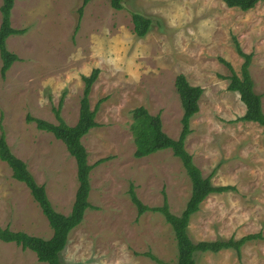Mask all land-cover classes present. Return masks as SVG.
Wrapping results in <instances>:
<instances>
[{
	"label": "rangeland",
	"instance_id": "rangeland-1",
	"mask_svg": "<svg viewBox=\"0 0 264 264\" xmlns=\"http://www.w3.org/2000/svg\"><path fill=\"white\" fill-rule=\"evenodd\" d=\"M15 0L11 24L23 35L6 41L20 59L5 77L0 58V135L23 160L36 181L45 185L54 209L71 212L78 189L77 165L66 145L41 131L28 116L58 124L54 109L69 126L78 122L83 76L100 74L89 96L97 110L93 128L82 143L88 163L110 159L90 174L91 191L83 222L74 228L61 254L63 264H176L177 243L160 213L138 218L130 200L133 185L149 207L166 197L179 215L191 195V182L170 149L138 159L130 125L131 111L145 107L160 114L163 131L177 139L183 109L175 80L183 74L203 89L199 112L190 120L186 151L214 186L234 191L215 193L191 217L194 242L264 237V128L239 121L246 107L228 89L231 64L242 77L245 54L254 91L264 112V1L253 9L229 8L222 0H122L115 10L108 0ZM2 0H0V8ZM133 13L151 20L145 36L134 31ZM0 11V25H1ZM0 227L50 239L53 229L25 184L0 161ZM152 255L155 259L147 256ZM0 264H44L30 250L0 242ZM195 264H264V239L234 249L197 252Z\"/></svg>",
	"mask_w": 264,
	"mask_h": 264
},
{
	"label": "trees",
	"instance_id": "trees-1",
	"mask_svg": "<svg viewBox=\"0 0 264 264\" xmlns=\"http://www.w3.org/2000/svg\"><path fill=\"white\" fill-rule=\"evenodd\" d=\"M92 0H83L84 6ZM110 6L115 10L123 9L122 0H108ZM229 8H238L242 11L253 9L260 1L264 0H222ZM15 0H2L1 25H0V58L2 61L1 75L5 77L10 68L19 61L18 56L8 50L6 41L13 35H23L25 30H17L11 24V11ZM133 23L135 33L143 37L147 34L151 20L133 13ZM238 53L244 57L242 65V77L237 76L230 63L222 62L231 70L228 78L230 84L228 89L238 92L242 103L246 107L245 115L238 118L239 121L254 122L264 128V112L262 108V95L255 93L254 82L249 72L252 55L245 54L240 46L236 44ZM100 74L99 69H94L89 76H83L84 92L81 99L79 119L76 125L69 126L61 117L60 107L54 109L58 124L50 123L43 119L27 117L30 123H36L39 130L52 134L56 139L62 141L71 156L74 157L77 165L78 189L75 200L68 215L57 212L46 191L45 185L39 184L34 175L30 172L28 165L15 156L6 141L5 133L0 135V161L5 162L11 168L12 177L25 184L29 189L34 201L40 207L42 213L47 218L50 227L53 229V236L50 239L28 235L25 232H14L9 228L0 227V242L13 243L23 250L32 251L37 260L44 264H63L61 254L65 249L70 232L78 227L84 220L87 209L93 208L88 198L91 191L90 174L92 170L108 161L109 158L99 159L95 164L88 163V153L82 143V139L93 128L100 125L96 122L97 110L107 98L100 99L97 107L91 109L90 93L92 86L96 83ZM175 87L178 93L183 116L181 119L182 130L177 139L171 138L163 131V124L160 114L152 115L145 107L140 106L131 111L132 123L130 130L135 143L134 156L138 159L147 157L158 151L170 149L173 155L179 158L190 179L192 190L185 209L175 215L170 211L167 198H164L160 207H149L145 205L135 193L133 185L130 186V200L137 208L138 218L146 212L160 213L165 221L171 226L177 243L178 255L176 264H195V254L197 252L218 253L222 249H234L238 254L242 246L254 239H264L261 234H250L240 239L233 237L228 240L199 241L194 242L189 234L188 227L191 217L199 212L201 204L212 194L234 191L233 186H214L212 175L204 177L201 170L195 165L192 155L185 149V141L191 133L190 120L199 110V101L203 94V89L199 86H192L183 74H179L175 80ZM147 256L155 259L152 255Z\"/></svg>",
	"mask_w": 264,
	"mask_h": 264
}]
</instances>
